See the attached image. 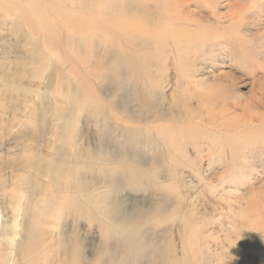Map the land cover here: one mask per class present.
<instances>
[{
  "label": "rangeland",
  "instance_id": "374dc122",
  "mask_svg": "<svg viewBox=\"0 0 264 264\" xmlns=\"http://www.w3.org/2000/svg\"><path fill=\"white\" fill-rule=\"evenodd\" d=\"M5 2L0 264H91L107 210L154 264H264V0Z\"/></svg>",
  "mask_w": 264,
  "mask_h": 264
},
{
  "label": "bare ground",
  "instance_id": "6f19581e",
  "mask_svg": "<svg viewBox=\"0 0 264 264\" xmlns=\"http://www.w3.org/2000/svg\"><path fill=\"white\" fill-rule=\"evenodd\" d=\"M32 1L33 0H27L28 4H26L24 9L18 7L17 4L14 5V3H16L15 0H11V2L3 3L2 7L4 10H6V12L7 11L8 12H14L15 15H17V16L23 15L28 20H35V19H38L40 15H39L38 11H35V10L33 11L32 9H34L35 7H39L40 5L39 4H38L39 6L36 5ZM36 2H38V1H36ZM111 20L113 21L112 24H108V23L107 24L112 26V30L115 29V30H118L120 32L121 31L126 32V30L129 28V26H127L129 24L128 23L129 20H127V19L116 18V19H111ZM89 24H94V23L91 20L84 19L81 21L79 26L85 28V27H88ZM67 26H68V28L72 27L70 20L68 21ZM114 213H116V211L107 210L105 212V214H106L105 219H106L107 224L119 226L117 228V231H118L117 234L119 236V237L117 236L118 240L114 244L113 243L109 244V242L105 240L106 243L104 242L102 247L100 248V251L97 255L96 261L94 260L93 262H91V264H101V263H104V264H143V261L147 257V254L149 255V257H151V259H150L151 262L149 264H154L153 259L155 258V255H156V254H154L155 253V250H154L155 246L153 247V244H151L149 249H147L148 251H146V249H144V246L147 244L148 239L147 238L145 239V237L143 235L142 236L141 235L136 236L135 234L131 235L130 232L125 231L124 227L127 226L126 225L127 222H125L123 225H119V224H121V222L120 223L118 222L119 220L117 219V217L114 216L115 215ZM126 229H127V227H126ZM70 231L74 232L72 230H70ZM67 238H68V236H67L66 232H64V236L61 238H58L56 241L57 245L60 247H61V245L65 244L63 246V248H61L60 253L57 256V258H61L60 254L61 253L63 254L62 258L60 259V262H58L57 264H65V262H67L68 259L71 262L69 264H79L80 251L78 250V248L76 249L75 246L74 247L72 246L71 247L72 249H71L66 244V242L68 240ZM50 240H51V238H50ZM55 240H56V238H55ZM77 243H79V242L77 241ZM68 251H69V253H68Z\"/></svg>",
  "mask_w": 264,
  "mask_h": 264
}]
</instances>
